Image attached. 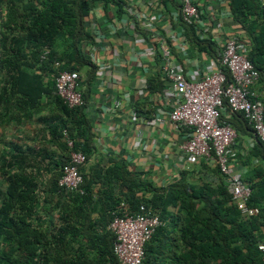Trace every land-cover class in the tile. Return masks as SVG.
<instances>
[{"label": "trees", "instance_id": "16d2710c", "mask_svg": "<svg viewBox=\"0 0 264 264\" xmlns=\"http://www.w3.org/2000/svg\"><path fill=\"white\" fill-rule=\"evenodd\" d=\"M95 2L120 8L119 0H0V72L5 80L0 87V127L38 118L44 143L55 148L54 157L44 147L15 144L0 151V264H120L108 224L113 215H136L140 207L162 223L144 245L141 264H264L256 248L264 244V170L248 185V207L257 210L250 218L240 217L216 166L221 181L215 186L204 182L195 187L182 177L175 185L155 188L134 178L121 162H113L86 174L79 169L83 195L58 187L68 160L61 129L73 141L82 140L74 142L73 150L86 161L92 152L83 107L68 108L54 94L53 77L58 70L78 72L89 66L80 44L90 39L84 22ZM228 11L243 32L247 58L258 73L252 90L257 84L264 90V0H228ZM180 26L191 47L218 59L210 35L201 38L196 26L181 20ZM45 48L48 53L41 59ZM218 67L225 85L231 83L227 69ZM261 102L264 118V98ZM45 109H51L50 117ZM225 110L220 115L224 123L232 119L248 125L241 113ZM46 172L43 181L41 173ZM113 185L118 196L112 193ZM140 191L152 195L139 197ZM39 203L41 215L59 211L58 227L44 230L36 224ZM168 207L175 212H167ZM72 239L78 240L74 248Z\"/></svg>", "mask_w": 264, "mask_h": 264}, {"label": "crops", "instance_id": "0c3cea01", "mask_svg": "<svg viewBox=\"0 0 264 264\" xmlns=\"http://www.w3.org/2000/svg\"><path fill=\"white\" fill-rule=\"evenodd\" d=\"M191 1L200 12L196 26L200 37L210 35L216 49L231 36L244 39L228 11V0ZM119 2L120 8L95 2L84 22L90 39L80 44V54L89 66L76 73L92 152L81 172L86 174L93 167L107 168L113 162H121L134 178L155 188L175 185L182 177L195 187L204 182L219 184L221 178L214 164L184 162L179 146L185 142L186 134L174 130L167 120L171 107L163 91L169 83L161 72L159 45L164 42L169 47L171 60L186 79L213 71L218 67L217 60L186 42L180 26L179 0ZM43 81L47 78L43 77ZM261 86L257 84L254 90L264 98ZM156 119L162 124H157ZM225 121L236 133L228 164L248 187L259 180L255 174L264 170V146L258 144L248 125L232 119ZM33 122L34 119L17 125L10 121L0 127V133L9 131L6 149L15 144L31 148L34 137H30L27 128ZM112 193L118 196L116 185ZM151 195L150 191L138 194L145 198ZM167 212L174 213L175 209L168 207Z\"/></svg>", "mask_w": 264, "mask_h": 264}, {"label": "built area", "instance_id": "2783aa9c", "mask_svg": "<svg viewBox=\"0 0 264 264\" xmlns=\"http://www.w3.org/2000/svg\"><path fill=\"white\" fill-rule=\"evenodd\" d=\"M179 17L188 26H198L200 22V12L191 0H179ZM247 50L246 41L237 35L225 39L220 46L218 64L226 68L231 77V83L225 85V77L219 67L201 77L186 79L171 60L169 47L164 42L159 45L163 62L161 72L169 83L168 89L163 91L171 107L167 120L174 130L186 134L185 142L179 146L184 162L189 165L201 161L214 164L242 218L255 216L257 210L248 207L249 189L228 164L229 148L234 143L236 133L229 124L220 120V115L226 113L225 107L228 112L241 113L255 140L264 145L261 96L252 90L258 73L247 58ZM47 53L48 50L43 49L41 59ZM53 67L57 69L58 63L55 62ZM78 80L76 72L66 70L56 71L53 77L54 94L68 108L83 105ZM155 121L162 124L160 119ZM61 138L68 152V160L61 168L57 185L64 191L83 195L79 169L86 163V158L83 153L73 150L74 141L65 129L61 130ZM159 226L161 222L158 216L146 212L143 207L136 215L126 211L113 215L108 229L114 235L112 251L117 261L120 264H141L144 245ZM256 248L264 258V244L259 243Z\"/></svg>", "mask_w": 264, "mask_h": 264}, {"label": "rangeland", "instance_id": "374dc122", "mask_svg": "<svg viewBox=\"0 0 264 264\" xmlns=\"http://www.w3.org/2000/svg\"><path fill=\"white\" fill-rule=\"evenodd\" d=\"M3 81H5V80L3 78L2 73L0 72V87L3 84ZM44 113H45L46 116H49L50 117V115H51L52 112H51V109H45ZM38 124H39V119L37 118V119H35V122H33L32 125H29V128H27V129H29L28 130V133H30V137L31 138L34 137V139H32L31 145H32V147L34 149H39V147L40 148L41 147H46L47 151L50 152L49 154H51L54 157L55 156V155H53V152H54L53 150L54 149L53 148H50L49 145H47V144L44 143L43 137H44V134H45V130L42 131V127L40 128V125H38ZM7 133H9V131H5V132L4 131H1V133H0V151L4 147H6V143L8 142L7 139L10 138V137L8 138V136H6ZM21 133H22V131H20V134ZM19 139L22 142V137H19ZM49 149H51V150H49ZM47 175H48L47 172L46 173H41V176H43L42 177L43 181L47 178ZM3 188H4V184L2 183V181L0 179V190H3ZM51 202L52 203H48L47 204V208H49L50 206L53 205V202L54 201L51 200ZM40 208H41V205L39 203L38 208H37V213H36V217L38 218V220L35 217L36 224L37 225H40L41 228L44 229V230L47 229L49 225H53L54 228L58 227L59 226V220H60L59 219V211L58 210L51 211V212L44 211L45 213H48L46 216H44V213L41 215ZM43 216L45 217V219H43L44 218ZM70 243H71V246L74 248V247H76V245L78 243V240L72 239L70 241Z\"/></svg>", "mask_w": 264, "mask_h": 264}]
</instances>
